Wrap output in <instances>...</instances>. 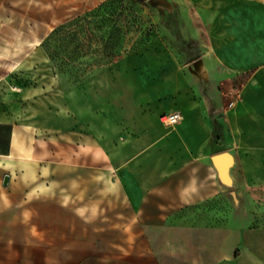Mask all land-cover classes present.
I'll return each mask as SVG.
<instances>
[{
	"label": "rangeland",
	"instance_id": "obj_1",
	"mask_svg": "<svg viewBox=\"0 0 264 264\" xmlns=\"http://www.w3.org/2000/svg\"><path fill=\"white\" fill-rule=\"evenodd\" d=\"M52 24L47 67L0 91V107L16 103L12 117L34 135L28 160L0 162V264L263 262L264 195L186 201L174 179L143 196L112 138L139 137L127 106L141 92L139 55L153 66L196 60L202 35L256 43L264 87V0H61Z\"/></svg>",
	"mask_w": 264,
	"mask_h": 264
},
{
	"label": "crops",
	"instance_id": "obj_2",
	"mask_svg": "<svg viewBox=\"0 0 264 264\" xmlns=\"http://www.w3.org/2000/svg\"><path fill=\"white\" fill-rule=\"evenodd\" d=\"M60 4L61 0H0V91L5 82H17V72L28 73L32 81L35 70L47 67L43 42L60 17ZM217 15L213 12L211 17ZM196 35L195 30L190 34ZM202 36L196 60L156 59L153 66L147 57H136L145 59L144 68L138 67L145 74L140 94L127 106L133 110L139 137L132 128L126 129L128 135L118 146V137H113L115 155L136 165L132 169L141 174L136 185L143 196L153 187L161 193L158 187L174 179L177 193L186 201L211 195H264V87L258 80V46L226 38L212 42L210 35ZM128 61L135 65V58ZM5 90L16 93L12 85ZM15 104L0 107V162L28 160L34 154L33 123L12 117ZM174 109H181L183 118L164 124L160 114ZM220 152L225 155L218 163L215 156ZM256 264L264 261L259 258Z\"/></svg>",
	"mask_w": 264,
	"mask_h": 264
},
{
	"label": "built area",
	"instance_id": "obj_3",
	"mask_svg": "<svg viewBox=\"0 0 264 264\" xmlns=\"http://www.w3.org/2000/svg\"><path fill=\"white\" fill-rule=\"evenodd\" d=\"M183 118V112L181 109H174L161 114V121L167 125H173Z\"/></svg>",
	"mask_w": 264,
	"mask_h": 264
},
{
	"label": "water",
	"instance_id": "obj_4",
	"mask_svg": "<svg viewBox=\"0 0 264 264\" xmlns=\"http://www.w3.org/2000/svg\"><path fill=\"white\" fill-rule=\"evenodd\" d=\"M151 2L152 3H154V4H157V3H161V2H163V0H151ZM225 155V153L224 152H220V153H218V154H216V159L218 160V163H220V158H222L223 156ZM222 164H219V166H221Z\"/></svg>",
	"mask_w": 264,
	"mask_h": 264
},
{
	"label": "trees",
	"instance_id": "obj_5",
	"mask_svg": "<svg viewBox=\"0 0 264 264\" xmlns=\"http://www.w3.org/2000/svg\"><path fill=\"white\" fill-rule=\"evenodd\" d=\"M183 46H184L187 50H190V49L188 48L187 42H185L184 40H183Z\"/></svg>",
	"mask_w": 264,
	"mask_h": 264
}]
</instances>
